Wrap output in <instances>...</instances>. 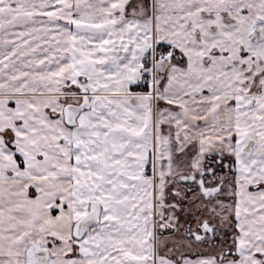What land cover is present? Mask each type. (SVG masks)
Segmentation results:
<instances>
[{"label": "snow or ice", "instance_id": "1", "mask_svg": "<svg viewBox=\"0 0 264 264\" xmlns=\"http://www.w3.org/2000/svg\"><path fill=\"white\" fill-rule=\"evenodd\" d=\"M0 264H264V0H0Z\"/></svg>", "mask_w": 264, "mask_h": 264}]
</instances>
